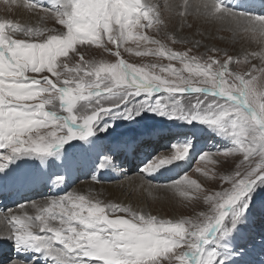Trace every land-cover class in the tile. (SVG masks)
Listing matches in <instances>:
<instances>
[{"label": "snow or ice", "instance_id": "snow-or-ice-1", "mask_svg": "<svg viewBox=\"0 0 264 264\" xmlns=\"http://www.w3.org/2000/svg\"><path fill=\"white\" fill-rule=\"evenodd\" d=\"M3 3L36 23L0 17V199L15 205L0 208V264H264V0ZM216 41L256 48L234 57ZM202 133L225 144L197 158L227 187L154 182L188 162ZM152 141L169 151L142 159L134 181L117 159ZM85 169L93 184L116 170L149 196L205 207L164 218L92 187L66 191Z\"/></svg>", "mask_w": 264, "mask_h": 264}, {"label": "rangeland", "instance_id": "rangeland-1", "mask_svg": "<svg viewBox=\"0 0 264 264\" xmlns=\"http://www.w3.org/2000/svg\"><path fill=\"white\" fill-rule=\"evenodd\" d=\"M22 11V10H21ZM15 10L14 14L9 13L8 17L10 19L20 20L21 22L28 23H36L35 17L27 14L25 11L21 12ZM6 12V11H4ZM0 17H2L0 15ZM48 27H58L54 20H48L46 22ZM175 25V21L173 25ZM171 27V26H170ZM184 35H187V30L184 31ZM222 35L227 36V33H222ZM218 47L224 48L228 51L230 55L234 57H242V49L254 50L256 48L255 44H251L247 41L242 42H214ZM174 50L183 51L185 49V45L174 44L170 45ZM203 49L198 50L196 54L203 52ZM94 58H100L99 53L96 49L91 50ZM105 58L112 60V57L105 56ZM124 58L130 62L135 63L137 65H142L144 63L149 62H157V63H167L166 60H159L152 57H136L134 55L124 54ZM253 63H258V61H253ZM179 67V65H177ZM233 70L244 72L246 71L250 65L246 63L234 64L231 66ZM159 118H153L147 121L149 124H155ZM126 131V127L121 124V126L117 129V133H123ZM162 142L157 143L152 141L150 143H146L142 146V148L136 153H126L120 155L117 159V163L121 165L123 172L127 174L128 177L132 178L134 181L137 180L136 169L140 166L142 159H144L149 153L155 154L157 152H164L167 154V151L161 146ZM225 147L224 142L216 139H212L206 133L200 134V138L197 142V147L193 151L192 156L189 158L187 163H183L180 167L174 168L171 171H167V173L158 174L155 176L156 180L154 182L157 183H170L173 180L180 178L182 175L187 174L190 178L196 179L201 185L208 190H219L221 186L227 187L226 184L217 178L212 179L211 174L208 176L204 175V172L208 170L209 166H205L204 162H200L198 160V155L201 150L205 151H213L215 152L217 148ZM221 161H224V157H220ZM239 157H228L226 162L221 163L216 166L214 169L218 174L223 175L226 174L227 171L231 170L234 161H238ZM200 168L201 171L197 172L196 169ZM87 169L84 170V173L74 174L68 183V187L65 189L66 191L72 190H88L90 187L95 190L102 192L106 199H111L115 202L123 203L122 200L117 201L116 195H125L128 204H133L134 207H143L146 212H151L154 215H158L164 218H174L179 216H192L196 212H199L204 209V205L202 201H189L188 203H183L180 201V198L177 197L175 199H170V194L165 193H153L149 196L147 193L143 192L138 186L130 185L125 182V176L121 175L120 171L116 170H107L103 172H98L97 175L100 176V183L93 184L91 182V177L86 175ZM77 176L79 179H77ZM63 194V192L59 193ZM31 195V194H29ZM34 199H40L38 196H34ZM15 207L11 200L0 199V208H4L5 206Z\"/></svg>", "mask_w": 264, "mask_h": 264}, {"label": "bare ground", "instance_id": "bare-ground-1", "mask_svg": "<svg viewBox=\"0 0 264 264\" xmlns=\"http://www.w3.org/2000/svg\"><path fill=\"white\" fill-rule=\"evenodd\" d=\"M21 10H22V11H21ZM4 11H6V12H4ZM18 11L23 12L24 10H23V9H19ZM14 12H15V10L12 11V12H8L7 9H6V6H5L4 3H3V0H0V15H1L2 17L9 18V17H8V14H9V13L14 14ZM9 19H10V18H9ZM163 173H167V171H164ZM154 179L156 180V178H154ZM116 199H117V201L122 200L123 203H126V201H127L125 195H119V194H117V195H116ZM132 206H133V204H132Z\"/></svg>", "mask_w": 264, "mask_h": 264}]
</instances>
